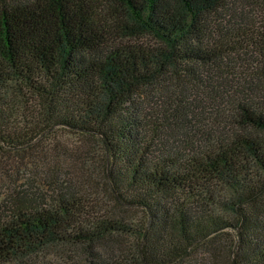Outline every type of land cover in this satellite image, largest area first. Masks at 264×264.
I'll return each instance as SVG.
<instances>
[{
  "label": "trees",
  "instance_id": "trees-1",
  "mask_svg": "<svg viewBox=\"0 0 264 264\" xmlns=\"http://www.w3.org/2000/svg\"><path fill=\"white\" fill-rule=\"evenodd\" d=\"M65 131L103 145L119 211L14 192L0 264H188L219 237L212 264H264V0H0V149Z\"/></svg>",
  "mask_w": 264,
  "mask_h": 264
},
{
  "label": "rangeland",
  "instance_id": "rangeland-1",
  "mask_svg": "<svg viewBox=\"0 0 264 264\" xmlns=\"http://www.w3.org/2000/svg\"><path fill=\"white\" fill-rule=\"evenodd\" d=\"M258 13L261 14V10H258ZM143 38L132 41L149 40L151 37L146 35ZM221 110L228 114L232 112L231 108L224 105ZM104 152L103 145L96 138L66 131L43 135L29 148L0 149V206L7 203V198L12 199L14 192L44 190L50 193L51 184L60 181L69 182V186L72 185L71 187L92 199L102 202L106 208L118 212L119 209L110 197L111 187L103 168ZM138 210L136 208L137 214ZM131 212H135L134 209ZM223 214L232 217L230 212ZM133 239L126 236L122 246L129 249ZM226 242V237H219L201 246L188 259V264L194 261L212 264L213 260L216 261L213 253L222 256ZM115 248L118 250L120 247L115 244ZM78 251V247L55 244L47 247L44 253L51 260H56L62 255L81 260L84 255Z\"/></svg>",
  "mask_w": 264,
  "mask_h": 264
}]
</instances>
